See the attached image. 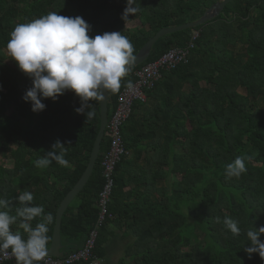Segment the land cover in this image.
Here are the masks:
<instances>
[{"label": "trees", "instance_id": "16d2710c", "mask_svg": "<svg viewBox=\"0 0 264 264\" xmlns=\"http://www.w3.org/2000/svg\"><path fill=\"white\" fill-rule=\"evenodd\" d=\"M218 1L0 0V197L13 201L14 215L20 206L15 198L27 190L33 204L53 214L48 249L60 204L89 165L101 103L90 102L95 111L90 120L77 113L81 101L70 95L44 100L45 110L34 113L22 99L32 81L7 51L10 32L55 11L82 17L93 37L122 32L136 57L162 29L197 22ZM127 7L138 10L124 20ZM196 32L200 37L190 62L165 72L122 127L129 154L117 166L109 206L114 219L101 228L96 249L105 264H264L258 254L249 258L244 251L247 230L264 226V0H233L206 25L161 38L149 60L122 81L120 92H109V118L126 80L135 83L138 70L189 46ZM56 141L67 147L70 166L53 161L37 168L35 161ZM110 148L105 136L88 185L64 215L65 254L80 250L97 224L106 183L102 163ZM237 156L250 157L247 171L229 179L225 166ZM225 217L240 222L239 236L226 229ZM11 229L22 232L18 223ZM259 239L264 242V235ZM118 246L122 256L112 263L111 251Z\"/></svg>", "mask_w": 264, "mask_h": 264}, {"label": "clouds", "instance_id": "9594fccd", "mask_svg": "<svg viewBox=\"0 0 264 264\" xmlns=\"http://www.w3.org/2000/svg\"><path fill=\"white\" fill-rule=\"evenodd\" d=\"M137 10L127 7L122 19ZM90 32L91 26L82 17L63 16L55 11L19 23L10 32L7 51L20 71L32 81L22 99L31 104L34 113L45 110L46 104L42 101L51 99L55 102L71 91L81 101L77 113L90 120L95 117L90 102H102L107 93L120 92L122 81L133 70L136 60L134 46L120 31L94 37ZM125 86L128 89L134 87L131 80H126ZM66 152L67 147L56 141L51 150L35 161V166L48 168L54 161L69 167ZM249 159L237 156L225 166L224 175L229 179L240 178L247 171L245 161ZM33 200L31 192H21L15 198L20 206L13 215L10 211L13 201L0 197V257L12 258L15 264H41L49 253L48 225L53 223L54 216L46 213L43 205L33 204ZM37 218L39 220L33 227L32 221ZM17 223L22 232L11 229ZM223 224L233 236L241 234L238 220L225 217ZM262 235L264 226L247 230L249 243L244 251L249 258L258 254L264 259V242L259 239Z\"/></svg>", "mask_w": 264, "mask_h": 264}, {"label": "built area", "instance_id": "2783aa9c", "mask_svg": "<svg viewBox=\"0 0 264 264\" xmlns=\"http://www.w3.org/2000/svg\"><path fill=\"white\" fill-rule=\"evenodd\" d=\"M200 37V33H195L193 41L185 48H178L168 52L160 60L148 64L135 73L137 81L133 83L132 89H124L119 96L118 107L115 110L106 131V136L111 140V148L104 156L103 169L106 180L104 189L100 194L98 207L100 209L97 224L90 232L87 240L80 250L70 254H63L60 258L47 256L41 264H105V261L96 255L99 232L101 228L114 216L110 213L112 196L116 187L115 173L122 158L129 153L126 150L122 137V127L130 119L136 102L147 100V91L155 88L156 84L163 78L165 72H172L182 64L190 62L195 41ZM76 96L68 91L64 96ZM77 97V96H76ZM0 264H15L12 258L0 257Z\"/></svg>", "mask_w": 264, "mask_h": 264}, {"label": "water", "instance_id": "95a60500", "mask_svg": "<svg viewBox=\"0 0 264 264\" xmlns=\"http://www.w3.org/2000/svg\"><path fill=\"white\" fill-rule=\"evenodd\" d=\"M233 0H220L215 5H213L205 15L197 22L188 23L183 26L173 27L168 29H162L157 35H155L144 47L141 51H139L138 55L136 56V60L134 62L133 68H137L140 65L144 64L146 61L149 60L152 54V49L155 44L163 37L168 35H172L181 31L195 29L200 26L206 25L210 21L214 20L218 16H220L226 6L231 3ZM101 103V127L99 131V135L96 139L90 162L85 171L83 177L77 183V185L73 188V190L68 194L65 199L60 204V207L57 212L56 217V226L53 235V241L49 248L48 256L54 258H60L64 252L62 251V223L63 218L70 205L77 199V197L81 194L84 188L88 185L95 167L97 165V161L101 155L102 143L106 136L107 127L109 124V93L106 94L105 99L100 102Z\"/></svg>", "mask_w": 264, "mask_h": 264}, {"label": "rangeland", "instance_id": "374dc122", "mask_svg": "<svg viewBox=\"0 0 264 264\" xmlns=\"http://www.w3.org/2000/svg\"><path fill=\"white\" fill-rule=\"evenodd\" d=\"M135 25H137V26H139L140 25V23L137 21L136 23H135ZM134 25V23H131V24H129V27H131L132 29H133V27L135 26ZM8 63L10 64V62L8 61ZM25 147L29 150V151H31V153H33V150L28 146V145H25ZM3 162V161H2ZM1 162V163H2ZM11 165V164H10ZM122 256V247L121 246H118V247H116L115 248V250H112L111 251V262L112 263H115V262H117L119 259H120V257Z\"/></svg>", "mask_w": 264, "mask_h": 264}]
</instances>
